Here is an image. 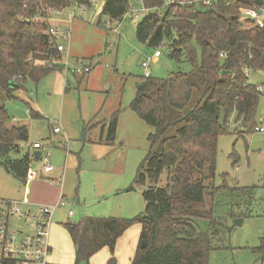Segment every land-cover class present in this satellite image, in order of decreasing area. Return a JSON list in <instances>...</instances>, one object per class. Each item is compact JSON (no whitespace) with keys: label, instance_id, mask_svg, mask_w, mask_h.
I'll return each mask as SVG.
<instances>
[{"label":"trees","instance_id":"1","mask_svg":"<svg viewBox=\"0 0 264 264\" xmlns=\"http://www.w3.org/2000/svg\"><path fill=\"white\" fill-rule=\"evenodd\" d=\"M74 1L81 0H0L1 98H13L25 80L37 82L58 69L56 63L63 57L46 34L48 19ZM133 1L104 0L99 16L119 20ZM165 1L142 0L150 10L136 24V38L151 48L165 40L168 56L179 59L184 53L190 70L165 79L144 77L129 104L153 128L135 178L136 183L149 182L142 191L144 208L128 218L87 216L65 222L74 264H89L103 248L109 253L105 264H116V242L134 224L140 225V232L129 264H208L209 252L215 248L214 232L201 230L195 221L206 219L216 225L212 211L219 192L252 196L253 187L229 186L225 181L214 186L213 179L218 137L230 133L231 115L241 118L244 132L256 129L262 93L244 68L264 69V27L238 18L240 8L263 7L264 0H216L212 6L201 2L165 6ZM31 114L39 116L32 110ZM9 119L0 101V167L24 183L36 159L26 147V126H10ZM116 127L115 112L108 124V140H113ZM207 189L209 208L203 205Z\"/></svg>","mask_w":264,"mask_h":264},{"label":"rangeland","instance_id":"2","mask_svg":"<svg viewBox=\"0 0 264 264\" xmlns=\"http://www.w3.org/2000/svg\"><path fill=\"white\" fill-rule=\"evenodd\" d=\"M75 3L55 10L48 21V26H57L61 33L70 31L69 38L61 36L57 40L65 48L62 63H56L61 69L58 67L37 82L25 80L14 90L13 98L0 96L10 114L8 125H25L29 141L42 143L41 154L49 158L48 163L43 158L32 162L30 169L37 174L41 170L43 177L30 183L28 198L33 201L35 184L40 181L49 194L51 187H56L57 192L60 188L58 196L72 202L57 207L52 215L48 241L53 252L49 261L55 264L75 262L65 222L76 223L87 216L128 218L144 208L142 191L149 182L136 183L135 178L153 128L129 107L136 85L144 79L141 63L148 61L151 77L159 79L190 70L184 53L179 59L168 56L170 48L165 40L158 47L160 57L150 62L156 48L141 43L135 35L136 24L147 13L139 0L130 5L131 10L139 11L138 16H126L118 25L105 15L99 16L104 0H86L84 9L81 5L73 8ZM196 52L199 57L198 48ZM81 65L90 66V70L75 74L73 71ZM248 80L263 89L254 118L256 129L244 132L241 118L236 113L231 115L230 133L218 137L213 185L220 186L225 181L229 186L253 187V193L249 197L219 192L212 211L216 225L212 227L206 219L195 221L201 230L214 232L215 248L209 252L208 264H264V131H257L260 126L264 129V69H249ZM31 110L39 116H32ZM115 112L114 138L101 149L94 142ZM55 127L59 133L52 132ZM45 164L53 166L54 171L44 173ZM59 175L62 184L49 181ZM164 182L165 176L161 184ZM24 192L25 184L0 167V198H22ZM211 204L207 189L203 205L209 208ZM68 209L74 214L67 215ZM28 210L33 214L36 205H30ZM30 223L31 220L17 218L11 220L10 226L27 230ZM139 226L134 224L119 237L114 253L116 264H128L126 258L137 243ZM108 257V250L103 248L89 264H105Z\"/></svg>","mask_w":264,"mask_h":264},{"label":"built area","instance_id":"3","mask_svg":"<svg viewBox=\"0 0 264 264\" xmlns=\"http://www.w3.org/2000/svg\"><path fill=\"white\" fill-rule=\"evenodd\" d=\"M82 4L76 2L75 6L81 5L84 9L85 4L82 0ZM142 3V0H139ZM193 2H201L207 6H212L215 4L216 0H166L165 6H171L173 4H179L181 6H188ZM92 4V2L90 3ZM143 6V5H142ZM143 10L146 12L150 9L143 7ZM139 11L134 9L129 10L123 15L119 20H114L112 22L119 24V22L126 16H129L131 19L138 16ZM72 17L73 14H72ZM241 22L251 23L259 27H264V6L263 7H242L239 10V18ZM46 34L49 36L50 42L55 43L56 49L63 55L65 54V48L57 42L58 37L66 36L70 37V31L66 33H61L59 28L55 25L49 26L46 30ZM163 42L159 43L156 49L154 50L152 56H150V62L156 61L160 57L161 52L159 46ZM63 60V58H62ZM60 61V64L62 63ZM56 62L50 64L53 65ZM143 68V76L149 77V63L148 61H143L141 63ZM90 70V66H82L76 68L73 72L86 73ZM246 75H249V69L244 68ZM259 91H263L262 86H258ZM262 127L259 128V131H263ZM54 132L60 131L58 127L53 128ZM41 147L40 142H35L32 144V148L39 149ZM40 158H43L44 162L48 163L47 156L43 157L40 155ZM43 172H48L52 170V166L45 164L43 166ZM36 177V173L31 169L26 174L25 178V196L22 198H0V264H52L49 261V256L51 253V245L49 244V228L51 223V216L54 210L59 207H65L71 205L72 202L63 198L62 195L58 200L52 204H35L36 212L33 214L30 213L28 207L31 203L26 197L27 189L30 182ZM61 184V183H60ZM67 214L70 216L73 214L71 209L67 210ZM21 218L23 220H31L30 225H28L27 230H22L19 228H13L10 226V222L13 219Z\"/></svg>","mask_w":264,"mask_h":264},{"label":"crops","instance_id":"4","mask_svg":"<svg viewBox=\"0 0 264 264\" xmlns=\"http://www.w3.org/2000/svg\"><path fill=\"white\" fill-rule=\"evenodd\" d=\"M50 19V18H49ZM49 19H48V21H49ZM49 23V22H48ZM50 24V23H49ZM78 74H83V73H78ZM106 124V123H105ZM106 125H104L103 127H102V130H101V134H100V138H99V140L97 141V142H94V145L95 146H98L99 148H103V146H105L108 142H109V140H108V138H107V128L105 127ZM260 127H262V126H260ZM260 127H258L257 128V131H259V128ZM263 128V127H262ZM52 130H53V128H52ZM264 131V130H263ZM53 133H59L60 131H58V132H54V131H52ZM259 132H262V131H259ZM105 137V140H103V138ZM103 141H104V143H103ZM35 142H39V141H29L28 140V143H27V148H28V150L32 153V151H42L43 150V145H42V143H41V147L39 148V149H34V148H32V144L33 143H35ZM42 155V154H41ZM68 155H69V153H68ZM47 156V155H46ZM47 158H48V156H47ZM48 160H49V158H48ZM54 171V167L52 166V170L51 171H48V172H44V173H47V174H49V173H52ZM43 176H42V171L40 170L39 171V173L37 174L36 173V177L31 181V182H35V179H37V178H42ZM49 181L51 182V183H58L59 185H60V183L62 184V177L59 175V176H57V177H51V178H49ZM56 181H58V182H56ZM30 182V183H31ZM33 182V183H34ZM32 183V184H33ZM30 185V184H29ZM49 186H50V184H48ZM52 185V184H51ZM51 187V186H50ZM29 188V187H28ZM51 194H49V192H48V189L46 188V186H44V184L43 183H41L40 181L39 182H36V184H35V189H34V198H33V201H37V202H39V203H45V204H52V203H54V202H56L57 200H58V198L60 197V195L58 196V192L60 191L61 192V190H60V188H59V191L57 192V188L55 187H51ZM57 189V190H56ZM47 191V193L45 192V191ZM129 191V190H128ZM27 197H28V194H29V189H27ZM60 192H59V194H60ZM28 200H29V202L31 203V205H35L36 203L35 202H33V201H31L30 200V197L28 198ZM74 214V213H73ZM72 214V215H73ZM53 215V214H52ZM68 215V214H67ZM71 216V215H70ZM51 225H52V216H51V223H50V227H51ZM140 227V226H139ZM49 230H50V228H49ZM140 232V231H139ZM69 237V236H68ZM117 242H118V240H117ZM117 242H116V245H115V251H116V246H117ZM137 242H138V240H137ZM136 246H137V243H136V245L135 246H133V249L132 250H129V253H128V256H127V258H126V263H130V259H131V257L133 256V254H134V251H135V249H136ZM115 251H114V253H115ZM52 252H53V247L51 246V253H50V255L52 254ZM117 258V257H116ZM117 260V259H116ZM51 263V262H50ZM117 263V262H116ZM52 264H55V263H52Z\"/></svg>","mask_w":264,"mask_h":264},{"label":"water","instance_id":"5","mask_svg":"<svg viewBox=\"0 0 264 264\" xmlns=\"http://www.w3.org/2000/svg\"><path fill=\"white\" fill-rule=\"evenodd\" d=\"M100 13V12H99ZM179 35V34H178ZM32 156L37 160V159H40V155H41V152L40 151H32ZM236 223H240V220L239 219H236L235 220ZM141 247H145V242L144 241H141V244H140Z\"/></svg>","mask_w":264,"mask_h":264}]
</instances>
